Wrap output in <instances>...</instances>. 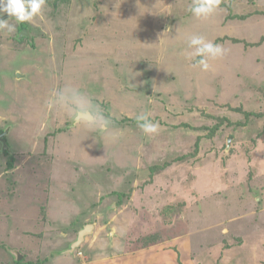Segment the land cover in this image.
<instances>
[{
    "label": "rangeland",
    "instance_id": "1",
    "mask_svg": "<svg viewBox=\"0 0 264 264\" xmlns=\"http://www.w3.org/2000/svg\"><path fill=\"white\" fill-rule=\"evenodd\" d=\"M255 1L198 19L188 0H46L26 21L33 42L7 20L16 28L0 30L10 152L0 141V264H264V0ZM192 35L225 54L206 56L204 70ZM67 90L108 130L76 123L71 100L57 99ZM143 114L156 133L138 126ZM87 225L92 235L69 253Z\"/></svg>",
    "mask_w": 264,
    "mask_h": 264
},
{
    "label": "clouds",
    "instance_id": "2",
    "mask_svg": "<svg viewBox=\"0 0 264 264\" xmlns=\"http://www.w3.org/2000/svg\"><path fill=\"white\" fill-rule=\"evenodd\" d=\"M220 0H193L189 11L196 18H207L214 14L218 8ZM46 4V0H0V15L7 13L10 17H15L17 22L31 21L35 16L42 13ZM16 25L8 23L7 20H0V30H7L12 33L15 31ZM188 45L192 49L191 57H201L197 60L204 70L209 68V64L205 61V57L218 58L225 54V49L200 35H192L188 39ZM60 102L70 99L72 104V112L74 116L80 113H88L91 117L84 123L90 127L96 128L101 132H105L109 128L110 122L101 114L98 108L91 105L90 101L76 90H67L57 94ZM138 126L145 133H156L159 125L149 119L146 114L137 117Z\"/></svg>",
    "mask_w": 264,
    "mask_h": 264
},
{
    "label": "water",
    "instance_id": "3",
    "mask_svg": "<svg viewBox=\"0 0 264 264\" xmlns=\"http://www.w3.org/2000/svg\"><path fill=\"white\" fill-rule=\"evenodd\" d=\"M11 18L15 17H10L8 14L0 15V20H8ZM27 37L28 39L32 40V35L28 30H24L22 34L20 35V38ZM91 117L89 116L88 113H80L77 118H76V123L80 122L82 119H90ZM9 131V130H8ZM7 132L5 134L0 135V141L2 142L4 149L7 148V143L5 140V136L7 135ZM230 146V141L228 142V147ZM94 230V225H87L83 230L79 232L78 238L76 242H74L70 246L69 253H73L82 243H84L85 239L87 236L92 235V232ZM20 259V258H19Z\"/></svg>",
    "mask_w": 264,
    "mask_h": 264
},
{
    "label": "trees",
    "instance_id": "4",
    "mask_svg": "<svg viewBox=\"0 0 264 264\" xmlns=\"http://www.w3.org/2000/svg\"><path fill=\"white\" fill-rule=\"evenodd\" d=\"M59 1V3H58V5L60 4V5H62L63 3H67L68 2V0H58ZM62 2V3H61ZM152 2V1H151ZM155 2V4L157 3L156 1H154ZM230 2H232V3H229V4H227L226 2L224 3V2H220L222 5H224V6H226L227 8L228 7H230V6H232L233 4H234V2H233V0H231ZM256 1L255 0H250V2L249 3H255ZM69 3V2H68ZM188 3L190 4V5H192V3H193V0H188ZM88 5H93L92 3H87ZM232 4V5H231ZM95 5V4H94ZM96 5H97V3H96ZM183 7H182V9H185V6L183 5V4H181ZM249 5V4H248ZM180 6V5H179ZM189 11V10H188ZM231 12L232 11H230V15H232L231 14ZM189 14H190V11L188 12ZM250 15V12L248 13V14H246L245 16H240L241 18H245V17H247V16H249ZM185 16L187 17V14H185ZM240 17H238L237 15H235V14H233L232 15V18H234V19H241ZM24 30H29L31 33H33V29L31 28V26H30V24H28V22H21L20 23V25H19V28H18V31H17V33L16 34H19L20 32H23ZM34 37V36H33ZM17 39L18 38H15V36H14V41H16L17 42ZM23 42L24 41H27V42H29L28 40V38L27 37H23ZM33 38H32V41L31 42H33ZM218 41H220V40H218ZM17 43H20V42H17ZM217 42H215V44H216ZM20 44H22V43H20ZM3 130H1L0 131V134H2L3 132H2ZM5 140H6V136H5ZM6 143H7V140H6ZM7 146H8V143H7ZM5 154H7V155H9L10 156V152H9V146L7 147V148H5L4 150H2ZM13 165V160L12 159H10L9 160V162H8V166H12ZM231 247V246H230ZM231 248H233L232 250L233 251H235L236 250V246H232ZM17 264H23V262H17Z\"/></svg>",
    "mask_w": 264,
    "mask_h": 264
},
{
    "label": "crops",
    "instance_id": "5",
    "mask_svg": "<svg viewBox=\"0 0 264 264\" xmlns=\"http://www.w3.org/2000/svg\"><path fill=\"white\" fill-rule=\"evenodd\" d=\"M32 38H33V36H32Z\"/></svg>",
    "mask_w": 264,
    "mask_h": 264
}]
</instances>
